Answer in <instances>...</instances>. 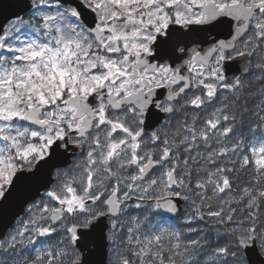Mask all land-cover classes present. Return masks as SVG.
Masks as SVG:
<instances>
[{"label":"snow or ice","instance_id":"6c2138e0","mask_svg":"<svg viewBox=\"0 0 264 264\" xmlns=\"http://www.w3.org/2000/svg\"><path fill=\"white\" fill-rule=\"evenodd\" d=\"M0 264H264V0H0Z\"/></svg>","mask_w":264,"mask_h":264},{"label":"water","instance_id":"95a60500","mask_svg":"<svg viewBox=\"0 0 264 264\" xmlns=\"http://www.w3.org/2000/svg\"><path fill=\"white\" fill-rule=\"evenodd\" d=\"M3 2H4L5 4H7V3L10 2V0H3ZM5 15H7V12H5Z\"/></svg>","mask_w":264,"mask_h":264}]
</instances>
